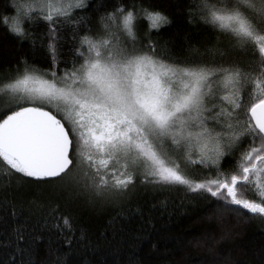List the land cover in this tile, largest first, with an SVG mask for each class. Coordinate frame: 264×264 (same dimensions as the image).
Here are the masks:
<instances>
[{
  "label": "snow or ice",
  "instance_id": "obj_1",
  "mask_svg": "<svg viewBox=\"0 0 264 264\" xmlns=\"http://www.w3.org/2000/svg\"><path fill=\"white\" fill-rule=\"evenodd\" d=\"M13 7L0 14V28L28 39L42 21L48 67L22 59L0 77L9 97L0 107L3 183L30 178L48 185L56 202L39 229L26 217L12 229L14 241L0 242L14 248L7 264H48L38 242L50 224L74 249L77 226L61 200L114 204L137 183L182 186L217 216L247 210L264 218V0H189V23L226 43L204 50L210 60L181 61L158 53L153 34L171 21L150 0H13ZM66 25L77 41L71 62L61 59ZM31 195L43 208L42 193ZM68 254L51 264H68Z\"/></svg>",
  "mask_w": 264,
  "mask_h": 264
},
{
  "label": "trees",
  "instance_id": "obj_2",
  "mask_svg": "<svg viewBox=\"0 0 264 264\" xmlns=\"http://www.w3.org/2000/svg\"><path fill=\"white\" fill-rule=\"evenodd\" d=\"M150 2L171 21L158 36L153 34V40L158 41L157 51L163 56L176 61L210 60L211 55L204 50L217 40L226 43L225 37L217 36L206 26L189 23L186 16L189 0ZM0 14H14L13 0H0ZM78 15L93 16L95 20L90 12ZM146 30L145 21L140 28L141 36ZM30 32V38L19 39L0 28V77L14 71L17 61L22 59L38 68L48 67L46 25L35 22ZM73 33L74 29L66 25L60 39L64 53L61 59L68 62L77 43L72 39ZM8 98L0 92V107L7 104ZM3 176L4 169L0 167V242L14 241L12 229L24 223L26 217L30 227L39 229L41 213L56 202V194L48 185L37 186L29 178L13 179L11 186L5 187ZM34 192L42 193L36 199L43 208L29 203ZM13 206L18 213L16 217L11 216ZM60 207L74 218L77 242L69 251L58 230L50 224L38 242L39 257L48 264L54 256L65 252L69 253L68 264H264V218L247 210L217 216L208 210V202L200 194L189 193L182 186L137 183L118 203L65 205L61 200ZM49 243L54 252L49 251ZM13 251L12 245L0 247V260L7 264Z\"/></svg>",
  "mask_w": 264,
  "mask_h": 264
},
{
  "label": "rangeland",
  "instance_id": "obj_3",
  "mask_svg": "<svg viewBox=\"0 0 264 264\" xmlns=\"http://www.w3.org/2000/svg\"><path fill=\"white\" fill-rule=\"evenodd\" d=\"M9 99V98H8ZM5 102H8V100H6Z\"/></svg>",
  "mask_w": 264,
  "mask_h": 264
}]
</instances>
